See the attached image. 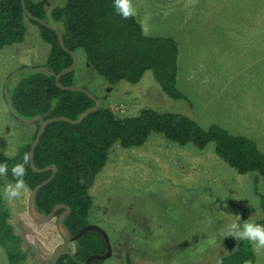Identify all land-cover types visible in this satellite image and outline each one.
<instances>
[{
  "label": "rangeland",
  "instance_id": "obj_1",
  "mask_svg": "<svg viewBox=\"0 0 264 264\" xmlns=\"http://www.w3.org/2000/svg\"><path fill=\"white\" fill-rule=\"evenodd\" d=\"M63 6L66 0H33ZM147 35L170 36L178 44L177 86L191 102L162 97L150 71L138 83L108 86L75 51L73 84L86 88L118 117L141 108L179 112L203 128L211 123L231 134L264 144V0H131ZM20 44L0 48V156H11L30 141L35 123L12 117L4 100L9 73L42 66L48 45L24 18ZM263 25V27H262ZM263 71V72H262ZM258 183L254 186V180ZM12 183L5 181L6 184ZM255 188L264 195V179L239 174L214 152L178 145L151 133L135 148L115 144L89 192V224L107 234L111 256L102 264H215L233 223L254 222L260 210ZM2 189V194H3ZM29 189L11 202V224L22 239L30 264L47 262L61 241L55 218L35 224L27 215ZM4 197V196H3ZM250 243V242H249ZM251 244V243H250ZM68 246L73 249L72 242ZM253 249V246L251 244ZM264 264V249L254 252ZM0 264L6 257L0 248Z\"/></svg>",
  "mask_w": 264,
  "mask_h": 264
},
{
  "label": "trees",
  "instance_id": "obj_2",
  "mask_svg": "<svg viewBox=\"0 0 264 264\" xmlns=\"http://www.w3.org/2000/svg\"><path fill=\"white\" fill-rule=\"evenodd\" d=\"M25 5L33 15L60 29L66 47L73 51L81 49L87 66L108 86L122 80L138 83L144 73L150 71L162 97L183 100L191 107V102L177 86L179 48L176 40L170 36L145 34L135 16L124 19L116 12L113 0H66L63 6L55 7L42 1L25 0ZM24 18L37 26L41 39L48 45L42 66L55 73L69 66L71 56L60 47L56 33L27 18L20 0H0V48L23 41ZM73 77L74 71L64 74L59 81L70 85ZM7 91L13 111L27 119L35 114L43 115L49 109V117L75 119L94 105L86 94L60 89L53 76L30 69L12 76ZM34 123L36 128L29 142L20 146L14 155L0 156V163L9 168L0 176V248L6 264H30L22 239L11 224V211L2 194L5 181L14 182L10 169L27 159L24 181L29 190L51 173L50 170L34 172L30 167L28 151L38 121ZM151 133L161 134L181 146L192 144L200 150L213 142L215 154L237 173H256L264 179V153L253 139L231 134L217 123L203 128L195 119L179 112L144 107L135 115L118 117L111 108L101 104L79 123L55 120L45 127L35 145L33 161L39 168L54 164L57 172L37 191L35 208L46 214L56 204H66L70 213L64 218V224L72 235L77 233L89 224L87 216L93 203L89 190L105 166L110 149L115 144L121 148L140 147ZM257 181L258 177L254 180L255 187ZM256 189L261 212L254 222L264 224V195ZM63 211L60 208L55 215ZM72 243L73 249L68 246L55 264H102L104 261L88 259L107 250L98 231L88 230ZM218 256L215 264H253L256 259L248 241L234 238L225 241ZM38 264H48V261Z\"/></svg>",
  "mask_w": 264,
  "mask_h": 264
},
{
  "label": "water",
  "instance_id": "obj_3",
  "mask_svg": "<svg viewBox=\"0 0 264 264\" xmlns=\"http://www.w3.org/2000/svg\"><path fill=\"white\" fill-rule=\"evenodd\" d=\"M21 3V7L23 10L24 15L35 21L40 23L41 25L53 30L56 35H57V40L58 43L60 45V47L67 52L72 59V62L69 66L62 68L60 71H58L57 73L53 72L52 70H50L47 66H37V67H22L21 69L15 70L13 72H11L7 79L4 82L3 85V94H4V100H5V104L7 107L8 112L16 119H18L19 121L25 123V124H31L34 123L36 120L38 121V127L36 130V134L34 139L32 140L31 144H30V148L28 151V160H29V164L31 169L34 172H45L50 170L51 173L48 176V178H46L45 180L41 181L40 183L36 184L35 186H33L30 190L29 193L27 195V200H26V212L28 217L35 223V224H43L46 223L48 221H50L51 219H53L55 217V224L57 226V229L61 235V241L58 242L52 249L49 259H48V264H55L58 257L66 250V248L68 247V244L70 242L75 241L76 239H78L84 232L88 231V230H96L98 231L106 244V252L104 254H95V255H91L88 259H106L108 257L111 256V247H110V242H109V238L107 236V234L104 232L103 229H101L99 226L93 225V224H87L84 227H82L77 233L75 234H71L70 230L68 229V227L64 224V218L70 213V208L69 206H67L66 204H56L48 213L44 214L39 212L35 206H34V199L36 196L37 191L43 187L45 184H47L56 174L57 172V167L54 164H49L43 168H39L34 164L33 161V153H34V148L35 145L37 144L41 134L43 133L45 127L51 123L52 121L55 120H61V121H65L68 123H79L81 122L90 112H93L97 109L100 108L101 106V101L100 99H98L96 96H94L90 91H88L86 88L74 85V84H70V85H64L60 83V77L63 76L66 73L72 72L75 70L77 64H78V60L76 57V53L75 51L69 49L68 47L65 46L64 42H63V37H62V33L60 31V29L52 24L51 22H48L44 19L39 18L36 15H33L31 12L28 11V9L26 8L25 5V0H20ZM25 69H30V70H34V71H42L45 72L51 76L54 77L56 86L59 87L60 89L63 90H71V91H79L82 92L84 94H86L89 98H91L94 101V105L86 108L83 112H81V114L75 118V119H70L66 116H53V117H49V113H50V109L48 111H46L43 115L41 114H35L34 116H32L31 118H23L21 116H19L18 114H16L11 106L10 103V99H9V95H8V91H7V84L10 80V78L12 76H14L15 74H17L20 71H23ZM64 209V211L62 213H60L59 215H55L56 211L58 209Z\"/></svg>",
  "mask_w": 264,
  "mask_h": 264
},
{
  "label": "clouds",
  "instance_id": "obj_4",
  "mask_svg": "<svg viewBox=\"0 0 264 264\" xmlns=\"http://www.w3.org/2000/svg\"><path fill=\"white\" fill-rule=\"evenodd\" d=\"M113 7L124 19L135 15V9L131 4V0H113ZM26 164L27 159L23 163L14 164L10 169L14 182L6 184L3 189V196L9 202L21 197L23 192L26 191L24 181ZM8 171V166L0 163V176L5 175ZM226 235H231L235 240L250 242L254 251L264 249V224L255 223L246 219L239 224L233 223Z\"/></svg>",
  "mask_w": 264,
  "mask_h": 264
},
{
  "label": "crops",
  "instance_id": "obj_5",
  "mask_svg": "<svg viewBox=\"0 0 264 264\" xmlns=\"http://www.w3.org/2000/svg\"><path fill=\"white\" fill-rule=\"evenodd\" d=\"M262 27H263V25H262ZM263 29H264V27H263ZM262 45H263V49H264V35H263V37H262ZM258 62H261V69H263L264 70V51L262 52V54H261V58L260 59H258ZM263 72V71H262ZM245 136V135H244ZM247 137V136H246ZM249 138V137H248ZM251 139V138H250ZM255 141V140H254ZM256 142V144H257V146H258V148L264 153V144L260 141V140H256L255 141ZM254 251V250H253ZM255 252V251H254ZM256 256V255H255ZM256 262H257V257H256V259H255V262L253 263V264H256Z\"/></svg>",
  "mask_w": 264,
  "mask_h": 264
},
{
  "label": "flooded vegetation",
  "instance_id": "obj_6",
  "mask_svg": "<svg viewBox=\"0 0 264 264\" xmlns=\"http://www.w3.org/2000/svg\"><path fill=\"white\" fill-rule=\"evenodd\" d=\"M45 4H49V3L46 1ZM22 67H24V66H22ZM11 72H12V71H11ZM11 72H10V73H11ZM10 73H9V74H10ZM56 216H57V215H56ZM54 218H55V217H54Z\"/></svg>",
  "mask_w": 264,
  "mask_h": 264
}]
</instances>
